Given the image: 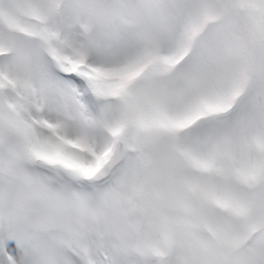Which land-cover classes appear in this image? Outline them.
Listing matches in <instances>:
<instances>
[{"label": "snow or ice", "instance_id": "snow-or-ice-1", "mask_svg": "<svg viewBox=\"0 0 264 264\" xmlns=\"http://www.w3.org/2000/svg\"><path fill=\"white\" fill-rule=\"evenodd\" d=\"M0 264H264V0H0Z\"/></svg>", "mask_w": 264, "mask_h": 264}]
</instances>
